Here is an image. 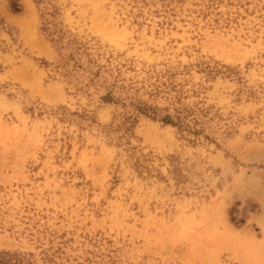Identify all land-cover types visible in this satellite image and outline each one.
<instances>
[{"label": "rangeland", "instance_id": "obj_1", "mask_svg": "<svg viewBox=\"0 0 264 264\" xmlns=\"http://www.w3.org/2000/svg\"><path fill=\"white\" fill-rule=\"evenodd\" d=\"M0 17V264H264V0Z\"/></svg>", "mask_w": 264, "mask_h": 264}, {"label": "trees", "instance_id": "obj_2", "mask_svg": "<svg viewBox=\"0 0 264 264\" xmlns=\"http://www.w3.org/2000/svg\"><path fill=\"white\" fill-rule=\"evenodd\" d=\"M3 24V20L2 18L0 17V26ZM166 123H170V121H166Z\"/></svg>", "mask_w": 264, "mask_h": 264}]
</instances>
